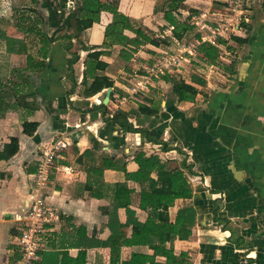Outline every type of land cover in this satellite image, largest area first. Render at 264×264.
<instances>
[{
  "label": "crops",
  "instance_id": "1",
  "mask_svg": "<svg viewBox=\"0 0 264 264\" xmlns=\"http://www.w3.org/2000/svg\"><path fill=\"white\" fill-rule=\"evenodd\" d=\"M108 1L142 23L152 39L137 48L125 46L134 53L128 62L120 56L123 47L120 44L104 47L105 29L113 20L109 10L102 12L99 22L79 32L76 19L81 0H39L38 7L32 0H0V32L29 41V53L36 56L39 45H31V39H25L16 27L18 10L28 5L32 12H42L43 28L50 35L57 30L63 15L65 28L59 35L71 34L74 46L71 52L80 56L74 70H70L68 62L72 55L65 49L64 39L53 42L47 68L32 74L35 94L18 98L35 103L36 110L28 113L25 108L10 109L0 114V150L12 137H17L20 143L16 155L0 160V264H22V251L17 243L19 231L13 217L26 210L33 192L39 142L54 131L67 128L75 139L55 162L46 189L47 201L55 209L56 217L46 225L37 261L43 259L45 252H64L75 257L88 242L95 245L96 241L107 240L113 231L108 225V212L114 211L117 183H126L133 191L130 203L133 213H128L125 207L118 209L114 217L117 231L122 237H131L133 225L128 219L146 222L149 214L140 208L141 184L126 178V174L139 169L135 157L143 151L147 155L158 154L164 161H175L190 183L193 195L196 192L206 195L207 201L194 196L179 198L170 208L172 221L184 206L192 205L196 210L191 237L175 240L177 254L188 252V264H264V0H249L239 29L219 38L217 45L222 53L224 49L229 53L235 50L239 55L234 62L224 58L222 65H211L227 80L214 86L209 95L205 93L199 103L200 88L205 83L199 87L191 77L187 78L188 72H195L191 56L200 53L195 45L202 32H209L217 25L229 0ZM174 4L179 5L173 10L174 16L193 26L178 38L165 15L170 8L174 9ZM9 12L18 14L14 18ZM203 25L206 28L201 29ZM9 27L14 34L7 32ZM125 33L132 39L136 37L130 30ZM186 38L192 41L187 42ZM175 39L195 47V53L187 54L182 62L181 73L159 75L153 78L148 91L132 95L131 83L147 74L142 68L154 62L153 58L156 61L162 52L175 50ZM93 47L110 51L100 57L98 65V70L114 81L107 103L103 100L108 88L91 97L83 94L84 62ZM19 57L23 59L20 65L26 66L27 54L6 52V41L0 36V72L2 68L10 74L7 67ZM176 75L199 88L194 102H179L171 93L173 83L164 76L175 79ZM200 77L205 76L200 74ZM74 78L78 85L74 93L68 94ZM95 99H101L106 108L94 103ZM151 99H160L156 104L160 107H155L159 108L157 116L152 114ZM119 109L129 114L135 127L147 128L171 149L163 150L161 144L143 139L141 133L124 132L110 119ZM26 119L39 123L32 136L23 132ZM80 123L78 127L76 124ZM86 150L90 151L87 155ZM104 159L115 166L104 168ZM216 208L226 223L214 219ZM78 236L76 247H69L68 242H75ZM237 237L239 244L235 241ZM134 251L153 253L145 245L123 246L121 258L129 259ZM110 256V247L91 246L87 248L86 264H110ZM157 260L166 259L158 256Z\"/></svg>",
  "mask_w": 264,
  "mask_h": 264
},
{
  "label": "trees",
  "instance_id": "2",
  "mask_svg": "<svg viewBox=\"0 0 264 264\" xmlns=\"http://www.w3.org/2000/svg\"><path fill=\"white\" fill-rule=\"evenodd\" d=\"M82 5L79 8V15L76 19V29L81 32L99 22L101 5L94 0H81ZM38 7L39 0H32ZM180 4V3H178ZM174 4V9H169L166 12V17L171 25L174 26V34L182 37L187 31L193 28L186 22H181L177 19L173 10L178 8ZM171 7V6H170ZM109 11L113 15V20L106 26L104 47L113 46L116 44L124 46H135L146 44L152 41L151 37L144 31L142 23L136 21L132 17L118 11V8L111 5ZM45 21L41 12H30L23 9L17 15L16 27L24 35L25 39H31V45H39L36 56L29 53V45L26 40L16 39L1 33L0 36L6 41V52L27 54L26 66L22 68H14L12 74L4 73L5 69L1 68L0 72V114L6 113L8 110H21L25 108L28 113L36 110L37 105L28 100H20L19 97H28L35 94L33 73L42 72L48 66L47 58L49 57L52 44L58 39H64L65 49L68 50L72 57L69 60V69L74 70L73 65L78 62L80 56L78 52H71L73 48L72 35L65 33L59 35L65 25H63V15L58 20V28L51 35L43 28ZM130 30L135 33V39L129 37L125 31ZM223 42V41H220ZM218 43V42H217ZM217 43L203 42L198 46V51L202 54L203 62L210 65L220 66L221 48ZM93 47L85 59L84 77L82 85L84 86L83 94L87 97L94 96L105 88L113 87L114 81L110 76L101 73L98 70L99 59L104 54H109L110 51ZM24 77V79H23ZM165 80L172 81L173 94L176 95L179 102L188 101L194 102L199 94V88L192 83L182 80L178 82L176 79H171L164 76ZM90 81V83H89ZM200 85L205 83V78L193 79ZM78 85L77 79L74 78L72 86L68 94L75 92ZM152 114H159V107L153 99ZM102 107L106 106L101 103ZM124 132L141 133L143 139L160 143L156 136L151 134L147 128L135 127L129 120V114L119 109L112 117H110ZM39 123L36 121H23V132L27 135H34L38 129ZM163 144V150L171 149L166 143ZM20 143L17 137H12L9 143L4 145L0 150V160H8L18 153ZM90 151L86 150L87 155ZM136 162L139 169L135 173L126 174L127 179H133L141 184L140 192V208L146 210L149 214L148 220L145 223L138 219H128L133 225L131 237H122L119 233L118 225L115 221L117 211L121 207L127 208L128 213H133L130 209L132 189H129L126 183H117L115 186L114 211L108 212L110 215L109 227L112 228V235L104 241H96L94 245L88 242L83 249H80L77 256H72L64 252H45L43 259L37 261L36 264H86L87 248L96 245H102L111 248L110 264H188V252H180L177 254L173 247L169 246L176 239L188 240L192 233L193 227L196 224V210L192 205H187L179 209L177 216L172 221L170 216V208L174 206L175 201L179 198L188 199L193 196V189L188 182L183 170L176 165L175 161H164L160 156L146 155L141 151L136 155ZM186 164V163H184ZM115 166L108 159L103 160V167L107 168ZM102 168V169H104ZM156 174V177L153 176ZM214 219L221 221L223 218L218 216V209L214 210ZM115 227L113 228V223ZM147 228V229H146ZM120 231V230H119ZM146 232V233H145ZM79 236L74 239L75 242H68L69 247H76V241ZM145 245L153 250V253H144L134 251L129 259L121 258L123 246H139ZM42 254V253H41ZM165 257V261H158L157 257Z\"/></svg>",
  "mask_w": 264,
  "mask_h": 264
},
{
  "label": "built area",
  "instance_id": "3",
  "mask_svg": "<svg viewBox=\"0 0 264 264\" xmlns=\"http://www.w3.org/2000/svg\"><path fill=\"white\" fill-rule=\"evenodd\" d=\"M248 1L229 0L222 19L209 32H202L199 43H217L221 36L237 31L244 19ZM204 28L206 25L201 27V29ZM176 42L179 45L178 48L170 52H163L159 59L147 67V74L143 76V79L133 83L132 95L146 90L150 84L149 80L153 76H159L180 67L186 60V54L194 53V48L190 45ZM69 146V138L66 134L54 135L41 141L38 145L37 168L32 181L33 192L30 194L26 210L13 217L19 231L17 243L22 251V264H36L42 249L41 242L46 225L56 217L55 209L47 201L46 189L55 162L61 157L62 151Z\"/></svg>",
  "mask_w": 264,
  "mask_h": 264
},
{
  "label": "rangeland",
  "instance_id": "4",
  "mask_svg": "<svg viewBox=\"0 0 264 264\" xmlns=\"http://www.w3.org/2000/svg\"><path fill=\"white\" fill-rule=\"evenodd\" d=\"M94 1H97V3L98 4H100L102 7V9H101V13H100V18H101V15H102V12L104 11V12H107L108 10H109V8L111 7V5L109 4V1L108 0H94ZM22 5H26V4H22ZM110 5V6H109ZM106 6V7H105ZM108 8V9H107ZM20 9H27V10H30V12H32L33 11V8H31V6H22ZM119 11V10H118ZM20 12V10H18V13ZM18 13H16V12H14L13 14L11 13V12H9V14L8 15H10V17H13L14 16V18H15V15H17ZM42 13V12H41ZM100 21V20H99ZM144 27V26H143ZM144 31H145V29H144ZM7 32L8 33H12V34H14V31H13V29H12V27H9L8 28V30H7ZM146 32V31H145ZM176 35V34H175ZM176 37L178 38V37H180L179 35H176ZM184 39V38H183ZM186 39H189V38H186ZM65 41V40H64ZM178 41V40H177ZM189 41H192V39H189V40H187V42H189ZM28 43H29V41H27ZM175 42H176V39H175ZM73 44V43H72ZM201 44V42L200 43H198L197 45H195V47L198 49V46ZM130 45H132V44H130ZM121 46H123L122 47V49H121V51H120V56H122L124 59H125V61L126 62H128L132 57H134L133 55H134V53H131V48L130 47H125L124 45H121ZM141 46V45H140ZM176 46H177V48L179 47V45H177L176 44ZM74 47V46H73ZM195 47H193V48H195ZM130 51V52H129ZM170 51H173V50H167V51H165V52H170ZM198 51V50H197ZM163 53V52H162ZM195 53V52H194ZM188 55H190L189 53H187ZM186 54V55H187ZM238 52L237 51H231V53H229V52H227V50L226 49H224L223 50V53H222V51H221V55L220 56H222V58H220L219 60H220V63H221V65H222V59H223V61H225V59L226 60H229V61H232V62H234L236 59H237V57H238ZM136 57V56H135ZM141 57V56H140ZM139 57V58H140ZM157 57V56H156ZM161 57V56H160ZM159 57V58H160ZM192 58H191V62H192V64H193V66H194V70H195V72L192 70V71H190V72H188V74L186 75L187 76V78H192V80L193 79H198V78H202V77H200V74H201V76H205L204 78H205V84L202 86V85H199V87L200 86H202L200 89H201V96H200V100L198 101V103L199 102H202L203 100H204V94L205 93H207L208 95H209V93L212 91V89H213V87L214 86H218V84L220 85V84H223V83H226V80H227V78L226 77H224V75H222V73L220 74L219 72H217V69H216V67H213V66H211L210 64H207V63H205V62H203V60H202V54L201 53H199L198 54V52L194 55V56H191ZM138 58V57H137ZM159 58H157V59H159ZM225 58V59H224ZM22 58L21 57H19V60H17V59H13L12 61H11V63H10V65L7 67V69H6V71L7 72H9L10 71V74H12L13 72V69L14 68H22V67H25V66H22V65H20V63H23V59L21 60ZM155 58H153V61L155 62V60H154ZM142 60V59H141ZM148 62V61H147ZM154 62H152V63H150V64H148L149 66L150 65H152ZM12 63H14V64H12ZM13 65H15V66H13ZM148 65L146 64V66L148 67ZM12 66H13V68H12ZM215 66H217V65H215ZM147 67H144V68H142V69H146V71H147ZM181 71H182V69H180V67H177V68H175L173 71H170V72H168V73H172V74H174V73H181ZM199 71V72H198ZM139 72H140V70H139ZM165 74H167V73H165ZM165 74H162V75H165ZM170 75V74H169ZM182 75H183V73H182ZM171 76V75H170ZM155 77H157V76H153L149 81H150V83H152L153 81V78H155ZM129 78H131V77H129ZM138 78V77H137ZM23 79H24V77H23ZM136 79V78H135ZM175 79H177L178 80V82H181L183 79H185L184 77H181V76H175ZM25 80V79H24ZM137 81V79L136 80H134L132 83H131V86H133V83L134 82H136ZM89 83H90V81H89ZM172 83H174V82H172ZM171 83V84H172ZM196 83V82H195ZM149 86H150V84H149ZM149 86H148V88L146 89V90H144V91H140L139 93H137V94H143V92H145V91H148V89H149ZM71 88V87H70ZM162 93V92H161ZM171 93H173V92H171ZM212 93V92H211ZM137 94H134V95H136V96H138ZM140 96V95H139ZM158 98H160L161 99V97H162V95H160V93H158ZM160 99L158 100H154L155 102V104H157V102L159 103L160 102ZM160 107V106H159ZM151 110H152V108H151ZM23 116H25L24 114H23ZM27 120V119H26ZM146 155H147V153H146ZM152 155H154V154H152ZM156 155H158V154H156ZM158 156H160V155H158ZM162 159V158H161ZM163 160V159H162ZM49 183H51V178H50V180H49V182H48V185H49ZM148 220V219H147ZM146 220V221H147ZM115 227V222L113 223V228ZM147 229V228H146ZM146 233V232H145ZM175 241L174 242H172L171 244H169L171 247H175ZM175 249V248H174ZM105 259H107L108 260V257H104ZM102 260V259H101ZM110 261H111V256H110Z\"/></svg>",
  "mask_w": 264,
  "mask_h": 264
},
{
  "label": "water",
  "instance_id": "5",
  "mask_svg": "<svg viewBox=\"0 0 264 264\" xmlns=\"http://www.w3.org/2000/svg\"><path fill=\"white\" fill-rule=\"evenodd\" d=\"M111 92H112V88L110 87V88L107 89L106 97L104 98L103 103H107V102H108V100H109V98H110V94H111ZM101 102H102L101 99H95V100H94V103H101ZM76 125H77L78 127H80V126L82 125V123H80V124H76ZM70 128H71V127H70ZM95 133H96V132H95ZM59 134H66V135L68 136V138H69V143H70V145H72L73 140L75 139V136H74V133L71 132V129L67 128V129H65V130L54 131L52 136H54V135H59ZM75 135H76V134H75ZM52 136H50V137H46V138H43L41 141H43V140H45V139H47V138H51ZM41 141H40V142H41ZM40 142H39V143H40ZM38 145H39V144H38ZM193 196H194L195 199H200L201 201H202V200L207 201V200H206L205 192H200V193L196 192V193H194ZM203 203H204V202H203Z\"/></svg>",
  "mask_w": 264,
  "mask_h": 264
},
{
  "label": "flooded vegetation",
  "instance_id": "6",
  "mask_svg": "<svg viewBox=\"0 0 264 264\" xmlns=\"http://www.w3.org/2000/svg\"><path fill=\"white\" fill-rule=\"evenodd\" d=\"M109 88H110V87H109ZM69 90H70V88H69ZM101 103H102V102H101ZM99 107H100V106H99ZM112 116H113V114H112ZM159 142H160V141H159ZM162 143H163V142H162ZM159 144H161V142H160ZM161 145H162V149H163V144H161ZM168 147H169V146H168ZM219 222H225V223H226V220L223 219V220H221V221H219ZM234 234H235L234 231H232V238H233V235H234ZM233 239H234V238H233ZM235 241H236V243L239 244V243H240V242H239V241H240V238L237 237Z\"/></svg>",
  "mask_w": 264,
  "mask_h": 264
}]
</instances>
